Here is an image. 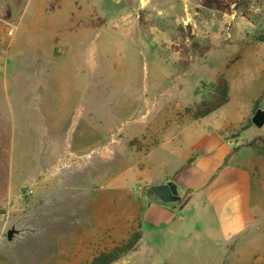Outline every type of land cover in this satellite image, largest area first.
<instances>
[{
    "label": "rangeland",
    "instance_id": "obj_1",
    "mask_svg": "<svg viewBox=\"0 0 264 264\" xmlns=\"http://www.w3.org/2000/svg\"><path fill=\"white\" fill-rule=\"evenodd\" d=\"M0 4L19 28L0 34V264H85L137 230L114 264H264V0ZM220 77L228 101L195 119ZM204 134L249 182L224 242L203 191L183 194ZM169 182L180 200L164 204L151 187ZM151 205L178 221L152 224Z\"/></svg>",
    "mask_w": 264,
    "mask_h": 264
},
{
    "label": "crops",
    "instance_id": "obj_2",
    "mask_svg": "<svg viewBox=\"0 0 264 264\" xmlns=\"http://www.w3.org/2000/svg\"><path fill=\"white\" fill-rule=\"evenodd\" d=\"M9 12L0 4V34H4L5 26H7L6 30L13 29L14 34L19 30L18 24L14 23L17 15L15 19H10L12 15L9 16ZM63 35H65L63 31L59 33L58 30H54L51 38L56 37L59 41ZM66 35L65 37L68 36ZM7 121L14 123L16 119L7 118ZM194 149L198 151V156L185 175L183 194L201 189L206 201L210 203L220 239L222 242L232 240L240 235L248 210L247 174L242 167L233 166L235 155H231V147L218 134H204L194 144ZM226 160L227 163L224 164ZM150 207L154 208L152 224L156 225L167 220L172 223L178 221L175 214L163 207L153 205ZM147 214L148 210L145 215ZM155 253L157 257L158 253Z\"/></svg>",
    "mask_w": 264,
    "mask_h": 264
},
{
    "label": "trees",
    "instance_id": "obj_3",
    "mask_svg": "<svg viewBox=\"0 0 264 264\" xmlns=\"http://www.w3.org/2000/svg\"><path fill=\"white\" fill-rule=\"evenodd\" d=\"M242 0H234V10H239ZM186 28L191 31L189 25ZM183 27H179V31L183 32ZM260 39L259 41H262ZM196 46V45H195ZM184 64V62H183ZM213 93L211 99H203L195 104L193 110V117L195 119L203 118L209 116L228 101V83L227 80L223 77H220L216 80L215 84L212 86ZM258 102H255V108H257ZM255 141L247 143L245 146L251 147ZM141 225L139 224V228ZM142 238L141 231H134L129 237L122 243H118L102 252H98L92 259L85 264H114L120 258H123L125 255L135 251L140 243Z\"/></svg>",
    "mask_w": 264,
    "mask_h": 264
},
{
    "label": "water",
    "instance_id": "obj_4",
    "mask_svg": "<svg viewBox=\"0 0 264 264\" xmlns=\"http://www.w3.org/2000/svg\"><path fill=\"white\" fill-rule=\"evenodd\" d=\"M252 125L255 128H261L264 125V110L257 109L252 117ZM154 195L164 204L179 201L180 197L177 195V188L173 182L167 184H160L151 187ZM13 231H8V239L12 238Z\"/></svg>",
    "mask_w": 264,
    "mask_h": 264
},
{
    "label": "built area",
    "instance_id": "obj_5",
    "mask_svg": "<svg viewBox=\"0 0 264 264\" xmlns=\"http://www.w3.org/2000/svg\"><path fill=\"white\" fill-rule=\"evenodd\" d=\"M14 34V30L12 29V30H10L9 32H8V36H12Z\"/></svg>",
    "mask_w": 264,
    "mask_h": 264
},
{
    "label": "bare ground",
    "instance_id": "obj_6",
    "mask_svg": "<svg viewBox=\"0 0 264 264\" xmlns=\"http://www.w3.org/2000/svg\"><path fill=\"white\" fill-rule=\"evenodd\" d=\"M34 136V135H33ZM48 138V137H47Z\"/></svg>",
    "mask_w": 264,
    "mask_h": 264
}]
</instances>
